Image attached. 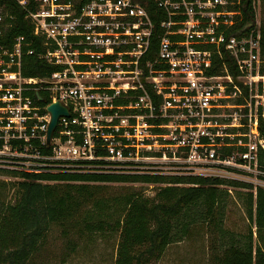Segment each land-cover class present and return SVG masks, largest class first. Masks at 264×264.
<instances>
[{
    "label": "built area",
    "instance_id": "built-area-1",
    "mask_svg": "<svg viewBox=\"0 0 264 264\" xmlns=\"http://www.w3.org/2000/svg\"><path fill=\"white\" fill-rule=\"evenodd\" d=\"M34 2L26 17L43 48L37 56L58 68L24 76L30 42L0 44V167L158 173L147 166L169 161L179 174L223 180L229 193L228 182L264 188V94L254 93L264 81L260 0H251L253 20H244L243 0H153L165 15L153 57L155 28L140 1ZM11 18L0 6V35ZM57 101L69 115L47 140V106Z\"/></svg>",
    "mask_w": 264,
    "mask_h": 264
},
{
    "label": "trees",
    "instance_id": "trees-1",
    "mask_svg": "<svg viewBox=\"0 0 264 264\" xmlns=\"http://www.w3.org/2000/svg\"><path fill=\"white\" fill-rule=\"evenodd\" d=\"M27 1L26 8L15 0H0V6L12 17V24L0 35V44L10 47L17 36L30 42L28 47L33 53L23 56L22 74L42 77L58 67L37 56L43 48L26 17L35 2ZM137 1L147 7L154 24L146 53V57H153L161 31L159 23L165 15L153 0ZM260 2L264 6V0ZM242 6L244 20H253L251 0H243ZM226 59L230 72L236 76L233 60ZM261 60L259 72L264 75V21ZM257 92L264 94V81L258 82ZM259 131L264 138V117L259 121ZM43 151L48 152L47 148ZM258 164L264 169V148L259 151ZM0 174L22 178L0 179V264H33L31 258L54 228L65 239L70 253L92 236L115 237L114 264H155L153 259L159 258L169 244L190 238L197 223L204 225L213 239L210 256L213 264H264V188L258 187L254 194L251 190H238L252 188L251 184L228 182L236 186L235 196L242 199L248 221L247 232L240 233L225 226L230 193L220 186L224 181L216 177L92 172L76 168L30 172L0 167ZM128 182L159 185L152 196L137 190L112 196L101 192V183ZM10 189L13 199L6 197Z\"/></svg>",
    "mask_w": 264,
    "mask_h": 264
},
{
    "label": "rangeland",
    "instance_id": "rangeland-1",
    "mask_svg": "<svg viewBox=\"0 0 264 264\" xmlns=\"http://www.w3.org/2000/svg\"><path fill=\"white\" fill-rule=\"evenodd\" d=\"M260 23L264 21V6L262 2L259 5L257 13ZM261 66V64H260ZM258 85L254 86V93L257 92ZM228 102H234V99H228ZM230 108L221 110V112H229ZM158 162V161H157ZM147 170L158 171L161 174L186 175L179 174L177 166L171 162L151 163L147 166ZM0 179L17 181L22 178L0 174ZM103 187L101 192L107 196H112L128 190H137L143 192L147 196H152L159 184H150L145 182H128V183H101ZM221 186V185H220ZM237 190V189H236ZM242 190L243 189H238ZM230 193L228 197V205L225 213V226L231 230L246 233L248 221L245 218L243 201ZM13 191L10 189L6 197L13 199ZM192 236L182 239L168 245L165 252L159 257L154 258L155 264H213L210 260L212 254L211 235L206 231L205 226L195 224ZM255 227L253 228V231ZM254 240L256 234L253 233ZM115 237L102 239L95 235L81 244L72 253L66 248L65 239L59 234V230L54 228L49 231L47 237L42 242L40 249L34 253L31 258L33 264H114L115 258ZM69 252V255H65ZM65 258V260L63 259Z\"/></svg>",
    "mask_w": 264,
    "mask_h": 264
},
{
    "label": "water",
    "instance_id": "water-1",
    "mask_svg": "<svg viewBox=\"0 0 264 264\" xmlns=\"http://www.w3.org/2000/svg\"><path fill=\"white\" fill-rule=\"evenodd\" d=\"M37 98L39 100H43L42 96L40 94H36ZM48 111L51 114V119L48 124V129H47V140L50 139L51 133L56 127L58 118L60 115H69V111L66 106H64L60 101L57 102H52L47 106Z\"/></svg>",
    "mask_w": 264,
    "mask_h": 264
},
{
    "label": "bare ground",
    "instance_id": "bare-ground-1",
    "mask_svg": "<svg viewBox=\"0 0 264 264\" xmlns=\"http://www.w3.org/2000/svg\"><path fill=\"white\" fill-rule=\"evenodd\" d=\"M37 97V96H36ZM40 101H42V100H40Z\"/></svg>",
    "mask_w": 264,
    "mask_h": 264
}]
</instances>
